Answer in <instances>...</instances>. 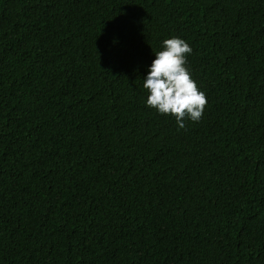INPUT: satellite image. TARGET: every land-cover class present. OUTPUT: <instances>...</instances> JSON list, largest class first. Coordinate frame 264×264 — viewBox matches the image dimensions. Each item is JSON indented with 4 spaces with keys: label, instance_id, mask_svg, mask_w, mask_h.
<instances>
[{
    "label": "trees",
    "instance_id": "1",
    "mask_svg": "<svg viewBox=\"0 0 264 264\" xmlns=\"http://www.w3.org/2000/svg\"><path fill=\"white\" fill-rule=\"evenodd\" d=\"M171 37L183 128L145 104ZM0 264H264V0H0Z\"/></svg>",
    "mask_w": 264,
    "mask_h": 264
},
{
    "label": "clouds",
    "instance_id": "2",
    "mask_svg": "<svg viewBox=\"0 0 264 264\" xmlns=\"http://www.w3.org/2000/svg\"><path fill=\"white\" fill-rule=\"evenodd\" d=\"M190 45L179 37L162 41V50L148 66L143 78V88L148 96L145 104L159 114L171 115L179 128H183L184 118L198 122L207 103L186 67Z\"/></svg>",
    "mask_w": 264,
    "mask_h": 264
}]
</instances>
